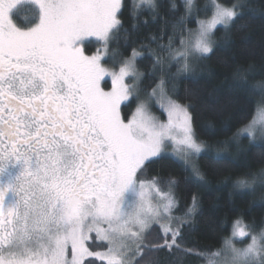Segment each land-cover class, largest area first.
Instances as JSON below:
<instances>
[{"label": "snow or ice", "instance_id": "snow-or-ice-1", "mask_svg": "<svg viewBox=\"0 0 264 264\" xmlns=\"http://www.w3.org/2000/svg\"><path fill=\"white\" fill-rule=\"evenodd\" d=\"M20 2L0 0V264H142L164 247L203 257L206 264H264V228L250 234L241 220L233 222L232 235L218 249H181L182 226L197 211V194L184 217H174L176 182L170 180L165 191L155 177L140 179L169 144L185 164L206 156L207 146L195 138L188 107L172 99L163 78L149 96L166 121L144 103L127 121L122 118V104L137 92L141 53L133 48L118 69L114 58L111 68L102 60L121 30L127 31L119 18L123 0H28L35 19L27 28L12 19ZM195 7V0L179 5L171 0L164 19L156 0H132L131 28L159 23V36L151 40L167 36L168 43L158 47L176 62L183 60L188 71L190 56L211 53L215 30L228 28L239 15L238 4L211 0L204 6L211 7V16L196 19L193 31L185 25ZM143 11L149 18L140 20ZM178 34L180 48L174 49ZM92 37L102 47L86 55L84 44ZM237 73L242 86L264 96V81L248 87L243 71ZM105 77L111 78L109 90L102 87ZM258 113L233 139L254 140L257 123L264 135V106ZM212 158L220 161L224 154ZM192 178L200 186L207 183L195 163ZM252 184L247 178L235 182L241 189ZM153 224L159 225L163 244L148 240ZM236 237L250 241L238 248Z\"/></svg>", "mask_w": 264, "mask_h": 264}, {"label": "trees", "instance_id": "trees-1", "mask_svg": "<svg viewBox=\"0 0 264 264\" xmlns=\"http://www.w3.org/2000/svg\"><path fill=\"white\" fill-rule=\"evenodd\" d=\"M131 2L123 0L125 6L119 18L127 31L121 30L118 39L109 45V52L122 60L131 55L133 48L140 52L142 58L138 59L136 68L142 74V94L151 92L162 78L165 79L172 99L188 107L196 139L207 146V155L192 161L205 176L207 183L204 186L194 182L190 163L170 157L148 163L140 179L151 181L155 177L165 191H168L170 180L176 182L172 188L177 200L172 212L174 217H184L193 193L197 194V211L182 226L178 240L181 249L220 248L224 239L230 237L236 220H241L250 232L258 233L264 227V187L261 185L264 180L261 177L264 144L255 143L246 136L240 139L233 137L242 126L253 120L257 109L264 106V96L259 91H249L242 86L237 73V69L243 71L248 87L264 81V0H219L227 7L238 4L239 15L228 28L218 27L215 30L212 52L187 72H180V63L173 60L167 49L158 47L160 43H168L167 36L156 42L151 40L153 35L159 36V23H140L137 29L131 28ZM156 3L160 17L168 19L171 0H156ZM176 3L179 5L181 0H176ZM195 4L193 16L185 25L191 30L197 28L196 19L207 18L212 13L211 7L207 13L204 12V6L210 5L209 0H197ZM34 13L32 5H22L13 11V22L20 28L30 27L35 19ZM148 18L147 11L141 12L140 20ZM184 36L189 37L187 32ZM179 38L178 34L172 46L174 49L180 48ZM98 48L95 42L84 44L87 55L94 54ZM157 57L162 59V63H155ZM136 106L137 100L133 97L122 107L125 121L131 117ZM153 111L163 118L155 109ZM225 141L230 143L225 145ZM215 152L223 153L224 159L214 160ZM239 178L253 181L252 188L236 187L235 182ZM162 236L159 225L155 224L148 240L163 244V239H158ZM96 264L100 262L96 261ZM142 264L206 262L203 257L185 255L175 247L171 250L164 247L145 256Z\"/></svg>", "mask_w": 264, "mask_h": 264}, {"label": "rangeland", "instance_id": "rangeland-1", "mask_svg": "<svg viewBox=\"0 0 264 264\" xmlns=\"http://www.w3.org/2000/svg\"><path fill=\"white\" fill-rule=\"evenodd\" d=\"M195 1H197V0H195ZM210 1V3H211V0H209ZM215 2L216 3H219V4H221L220 2H219V0H215ZM27 4H30L29 2H28V0H21V2L19 3V5H18V7H16L15 9H14V11L17 9V8H19L20 6H22V5H27ZM31 5V4H30ZM222 5V4H221ZM223 6H225V5H223ZM225 7H227V6H225ZM209 9V8H208ZM208 11V10H207ZM207 11H205L204 10V12L205 13H207ZM211 16V15H210ZM209 16V17H210ZM209 17H207V18H209ZM207 18H202V19H207ZM24 20H27V18H24ZM218 27H220V26H218ZM197 29V28H196ZM196 29H194L193 31H195ZM186 39H188V40H191L193 43H194V39H195V37L194 36H189V37H187ZM95 42V43H97L98 45H99V48L98 49H101V44L99 43V42H97L96 41V39L94 38V37H92V38H88V40L85 42V43H87V42ZM97 51V50H96ZM95 51V52H96ZM94 52V53H95ZM86 54V53H85ZM87 55V54H86ZM206 56H208V54L206 55ZM205 57V56H204ZM113 58L115 59V61H116V64H115V68L116 69H118L119 68V66H120V62H122L123 60L122 59H120V58H116L115 57V54H111L110 52H109V48H108V50H107V56L102 60V62L105 64V66L106 67H109V68H111V67H113ZM201 59V57H199L198 55H192V56H190V58H189V60H188V63H189V70L188 71H190V70H193L194 69V67L197 65V63H198V61ZM176 63H180L179 64V71L180 72H187V71H184L183 70V65H184V61L183 60H180L179 62H176ZM137 72H138V70H137ZM139 73V72H138ZM140 74V73H139ZM141 80H142V74H140V77H139V79L137 80V92L136 93H134V95H133V97L134 98H136V100H137V106H138V104H140V103H144V104H146L147 105V107H148V109H149V111H150V113L152 114V115H154V116H157V117H159L162 121H166L167 120V116H166V114L165 113H163L159 108H158V106L156 105V103H155V100L154 99H151L150 98V96H149V94L151 93V92H148V93H146V94H142V92H141V90H140V83H141ZM128 83H133V81L132 80H128ZM106 85H107V87H106ZM102 87H104V89L105 90H109L110 88H111V78L110 77H105V80L104 81H102ZM132 97V98H133ZM132 98H130V100L132 99ZM129 100V101H130ZM129 101H127V102H125L124 104H122V106H121V109H122V107L125 105V104H127ZM136 106V107H137ZM136 109V108H135ZM153 109H155L163 118H161L159 115H156L155 113H154V111H153ZM259 109V108H258ZM258 109H257V113H256V115H255V117H257L258 116ZM135 111V110H134ZM133 111V112H134ZM133 114V113H132ZM121 116H122V111H121ZM254 117V118H255ZM253 118V119H254ZM260 128H261V124L260 123H257L256 124V129H257V131H256V133H255V138H254V140L252 139V141L253 142H255V143H259V144H264V135H261V132H260ZM244 136H246V137H248L247 135H244ZM196 138V137H195ZM240 138H242V137H240ZM239 138V139H240ZM249 138V137H248ZM251 139V138H250ZM216 153V152H215ZM161 157H170V158H173V159H175V160H180V161H183V159H181V156H180V154H178V153H176L175 152V150H174V148H173V146L171 145V144H169L166 148H165V150H164V154L161 156ZM160 157V158H161ZM199 158V157H198ZM194 159H196V158H194ZM155 160V159H154ZM184 162V161H183ZM192 163H194V162H191L189 165H191V168H192ZM257 185V184H256ZM261 185L264 187V180H263V182L261 183ZM152 202H153V204H156V203H158L159 202V200H158V198L155 196V194L153 193L152 194ZM174 210V209H173ZM175 223V222H174ZM153 225H155V224H153ZM153 225H151L150 226V230H151V228H152V226ZM156 225H158V224H156ZM264 228V227H263ZM245 230H246V232H248V233H250V234H256V233H252V232H250V230H248V228H246L245 227ZM160 233L163 235V233L161 232V230H160ZM231 235H232V232H231ZM230 235V236H231ZM249 241H250V237L249 238H239V237H236V238H234V244H235V246L236 247H238V248H242V247H245L248 243H249ZM93 250H100V251H102V250H104L103 248L102 249H93Z\"/></svg>", "mask_w": 264, "mask_h": 264}]
</instances>
